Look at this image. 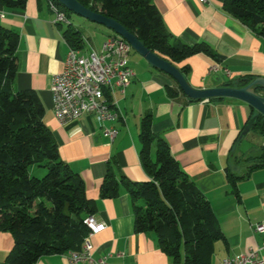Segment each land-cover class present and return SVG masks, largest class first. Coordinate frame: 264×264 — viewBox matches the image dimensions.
I'll return each mask as SVG.
<instances>
[{
    "label": "crops",
    "instance_id": "crops-1",
    "mask_svg": "<svg viewBox=\"0 0 264 264\" xmlns=\"http://www.w3.org/2000/svg\"><path fill=\"white\" fill-rule=\"evenodd\" d=\"M225 1L154 0L171 43L206 44L215 55L201 53L174 63L179 70L188 69L187 81L195 89L220 88L240 78H264V38L229 15ZM50 7L46 0H27L23 9L0 5V24L20 34L15 90H32L39 95L45 108L44 122L53 131L62 160L81 175L94 205L93 216L106 225L91 238L93 256L106 257L108 264H176L161 250L154 232H135L133 202L121 178L148 180L140 163L141 123L148 115L154 133L168 142L176 161L209 201L220 223L225 239L216 242L212 264H223L226 257L248 254L260 245L264 236L254 228L264 224V168L246 177L244 159L259 149L243 148L249 135L240 137L253 116L252 108L232 98L191 101L169 75L150 64L142 66L138 59L140 68H134L131 54L129 65L135 79L125 94L114 87L110 95L120 119L102 124L93 114H85L62 125L54 113L52 83L64 69L70 46L64 37L67 27L54 23ZM76 28L86 42L82 50L93 47L100 51L113 36ZM168 86L178 92L175 97L169 95ZM105 128L118 131L114 141ZM259 139L260 148L263 140ZM233 166L239 168V172L234 171L239 177L236 188L226 175L227 168ZM110 168L117 177L119 194L102 198L101 188ZM13 246L12 235L0 231V264H6ZM36 264H70V255L43 256Z\"/></svg>",
    "mask_w": 264,
    "mask_h": 264
},
{
    "label": "trees",
    "instance_id": "trees-1",
    "mask_svg": "<svg viewBox=\"0 0 264 264\" xmlns=\"http://www.w3.org/2000/svg\"><path fill=\"white\" fill-rule=\"evenodd\" d=\"M46 1L56 4L66 17L64 37L68 45L84 49L86 42L72 23L75 14L58 0ZM77 1L121 24L148 50L173 65L201 53L215 57L206 44L171 43L154 0ZM26 3L0 0V5L10 9H23ZM224 9L264 38V0H226ZM19 43L20 34L0 24V231L14 239L6 264H36L43 256L81 250L89 234L84 221L93 215L94 205L81 175L62 160L53 131L44 122L45 108L39 95L14 88ZM180 71L187 80L188 69ZM253 80L240 78L223 86L242 88ZM167 88L171 97L178 94ZM251 132L259 135L263 144L258 153L244 159L246 177L264 168V116L257 117ZM140 143V163L148 180L135 182L121 177L133 202L135 232H154L161 250L176 264H212L216 242L225 239L220 223L209 201L176 161L168 142L154 133L150 115L142 120ZM35 166L46 169L47 174L34 177L30 169ZM226 175L236 188L239 177L234 170L228 167ZM118 194L119 183L110 168L101 196L115 198Z\"/></svg>",
    "mask_w": 264,
    "mask_h": 264
},
{
    "label": "built area",
    "instance_id": "built-area-1",
    "mask_svg": "<svg viewBox=\"0 0 264 264\" xmlns=\"http://www.w3.org/2000/svg\"><path fill=\"white\" fill-rule=\"evenodd\" d=\"M206 3L208 0H199ZM55 14V24L68 22L61 16L58 9H52ZM132 48L130 44L118 35L108 37L100 51L92 47L88 59L97 70L122 94L131 86L136 73L129 65ZM230 76L228 70H224ZM52 92L54 95V113L60 124L66 125L82 118L85 114H93L98 122H117L120 117H115L114 108L109 107L107 95L103 88H98L90 79H85L80 69L78 50L69 48L64 69L53 78ZM106 135L114 141L118 135L115 128H105ZM84 223L89 228V234L83 242L81 250L69 252L70 264H108L106 257L95 258L92 254L91 238L106 229V225L99 222L93 215L87 217ZM254 230L264 236V224H257ZM264 254V240L248 254L237 255L236 259L223 260V264H262Z\"/></svg>",
    "mask_w": 264,
    "mask_h": 264
},
{
    "label": "water",
    "instance_id": "water-1",
    "mask_svg": "<svg viewBox=\"0 0 264 264\" xmlns=\"http://www.w3.org/2000/svg\"><path fill=\"white\" fill-rule=\"evenodd\" d=\"M59 3L75 15L82 17L92 23L104 26L125 39L131 48L140 54L156 70L163 72L172 77L180 87V90L191 100H210L215 98H232L247 103L257 114L250 118L248 124L241 133V138L249 135L254 123L259 115L264 116V78H256L248 82L245 87L232 88L220 87L211 89H195L191 87L185 79L183 73L168 60L162 58L156 53L148 50L143 43L124 26L113 19L96 13L91 9L83 6L77 0H58ZM234 171L239 172L237 166H233Z\"/></svg>",
    "mask_w": 264,
    "mask_h": 264
},
{
    "label": "rangeland",
    "instance_id": "rangeland-1",
    "mask_svg": "<svg viewBox=\"0 0 264 264\" xmlns=\"http://www.w3.org/2000/svg\"><path fill=\"white\" fill-rule=\"evenodd\" d=\"M72 23L74 25V27H78V28H83V29H86V30H90L91 32H93L94 34H99L101 36H104L105 34H102L101 32H104V33H113V31L109 30L108 28L104 27V26H101V25H98V24H95V23H92L82 17H79L77 15H73L72 16ZM65 27H67V24H64ZM100 31V33H99ZM135 58V60L133 59ZM136 59L138 60H142V66L146 65V64H149L145 58H143L140 54H138L137 52H135L134 50L132 51V65L134 68L136 69H139L140 68V64L139 62L136 61ZM253 136H258L256 137V139H253ZM259 135L253 133V132H250L249 133V137H247L246 141H244L243 143V148H246V147H252V148H255V149H260L259 146L260 144L262 143L259 139ZM261 138V137H260ZM30 172L31 174L34 176V177H37V178H43L46 174H47V170L44 169V168H39V167H32L30 169Z\"/></svg>",
    "mask_w": 264,
    "mask_h": 264
},
{
    "label": "bare ground",
    "instance_id": "bare-ground-1",
    "mask_svg": "<svg viewBox=\"0 0 264 264\" xmlns=\"http://www.w3.org/2000/svg\"><path fill=\"white\" fill-rule=\"evenodd\" d=\"M50 6L52 9H58L59 11V8L53 2H50ZM60 15L64 16V14L61 12H60ZM62 24H68V22H65ZM91 49L92 48L85 49V50H78V57L80 59L81 72L85 76V79H90L93 82V84L96 85L98 88H103L104 95H107L109 107H116L115 102H113L114 100H112L113 98L110 97L113 85H111V83H107V80L104 77H102V75L98 73L97 70H93V65L88 59ZM114 115L115 117H119L116 108H114ZM236 258L237 256L228 257V259H236Z\"/></svg>",
    "mask_w": 264,
    "mask_h": 264
}]
</instances>
